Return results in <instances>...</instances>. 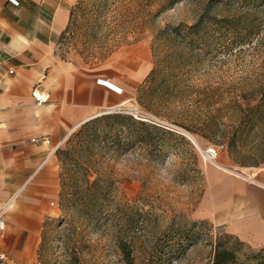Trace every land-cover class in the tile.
Listing matches in <instances>:
<instances>
[{"label": "rangeland", "instance_id": "rangeland-1", "mask_svg": "<svg viewBox=\"0 0 264 264\" xmlns=\"http://www.w3.org/2000/svg\"><path fill=\"white\" fill-rule=\"evenodd\" d=\"M60 44L65 59L120 79L123 109L151 130L106 120L71 144L67 195L61 179L42 256L43 229L25 264H128L127 242L136 264H213L220 245L238 264L261 255L206 220V197L210 170L264 167V0H79ZM212 146L227 169L203 159ZM87 177L86 205L76 193Z\"/></svg>", "mask_w": 264, "mask_h": 264}, {"label": "crops", "instance_id": "crops-1", "mask_svg": "<svg viewBox=\"0 0 264 264\" xmlns=\"http://www.w3.org/2000/svg\"><path fill=\"white\" fill-rule=\"evenodd\" d=\"M77 2L0 0V255L17 264L37 255L44 221L59 211L58 150L85 123L132 101L120 79L60 54ZM206 209V220L264 249V167L242 176L210 170Z\"/></svg>", "mask_w": 264, "mask_h": 264}, {"label": "trees", "instance_id": "trees-1", "mask_svg": "<svg viewBox=\"0 0 264 264\" xmlns=\"http://www.w3.org/2000/svg\"><path fill=\"white\" fill-rule=\"evenodd\" d=\"M73 18H74V7L72 9L70 25L68 26L67 30L64 32L62 39H63V37H65L67 31L70 29L72 22H73ZM124 115L125 114H123V113L110 114L109 116H105L103 118H95V119L85 123L77 132H75L69 138V140L65 143V145L61 149L58 150L57 156L60 160L62 169L65 165L66 157H69V155L71 154V152H70L71 144L79 138L87 140L90 137V135L88 133L89 129L96 126L97 124L101 123L102 121H106V120L111 121L112 120V121L118 123L116 125L123 123V125L128 126V128L130 130L138 131V133L140 135L145 134V133L146 134L150 133L151 127H148L146 122H143V121L136 122L130 118H127ZM157 130L159 131V129H157ZM124 134H126V133L124 132ZM127 141L128 142L125 143L126 147L129 146V144H130L129 143L130 139L128 137H127ZM61 179H62L61 198H64L67 195V192L65 191V183L63 182L64 181L63 173L61 174ZM86 183H87V185H90V180L88 177L86 178ZM94 184H96V182ZM93 186L94 185H92L90 188H86V189L78 191L76 193V195H78V199H81V201L86 203V205L88 203H91V201L96 199V192L93 191V188H94ZM73 195L75 196V194H73ZM53 222H55L53 219H49L44 224V234H43L44 236H43L41 250L39 253L40 257L42 256L43 249H44L46 242H47V233H45V232L49 229V227L53 224ZM237 241L240 245L244 244L241 241H239L238 239H237ZM122 247L124 248V250L126 252L128 264H136V258L134 256V252L128 251L126 249L128 247V242L123 244ZM259 252H261L263 254L264 249H262ZM262 254L261 255H255L253 257V261L250 264H264V257L262 256ZM238 263H239V258H238L237 251H235L233 249H229V248H224L221 245L218 247L213 264H238ZM0 264H2V263H0Z\"/></svg>", "mask_w": 264, "mask_h": 264}, {"label": "built area", "instance_id": "built-area-1", "mask_svg": "<svg viewBox=\"0 0 264 264\" xmlns=\"http://www.w3.org/2000/svg\"><path fill=\"white\" fill-rule=\"evenodd\" d=\"M2 63L0 62V65ZM35 97L38 100L39 105H43L44 103H46V99L44 97L38 96L37 93H35ZM125 113V114H130L133 115L136 119H138L139 121H147L146 119V114L140 111H136V114L133 112H128L125 109H119L116 111H111L110 113ZM43 141H48V139H44ZM38 142V141H36ZM223 149V147H215L212 146L210 148H207L206 150H204L203 152H201L203 159L205 160V162L207 163H211V164H216L217 160L219 158V154H220V150ZM53 206H55V204H53ZM58 207H60V205H58ZM6 230V221L4 219V215L3 213L0 214V236H2V234L4 233V231ZM5 258V256H2L0 261H3Z\"/></svg>", "mask_w": 264, "mask_h": 264}, {"label": "bare ground", "instance_id": "bare-ground-1", "mask_svg": "<svg viewBox=\"0 0 264 264\" xmlns=\"http://www.w3.org/2000/svg\"><path fill=\"white\" fill-rule=\"evenodd\" d=\"M187 137L190 139V140H192L193 142H195L196 143V140L188 133L187 134ZM196 145H197V143H196ZM217 166L219 167V168H221V169H227V168H225L224 166H222V165H220V164H218L217 163ZM237 175H239V176H242V174H240V173H236ZM245 176V175H244Z\"/></svg>", "mask_w": 264, "mask_h": 264}, {"label": "water", "instance_id": "water-1", "mask_svg": "<svg viewBox=\"0 0 264 264\" xmlns=\"http://www.w3.org/2000/svg\"><path fill=\"white\" fill-rule=\"evenodd\" d=\"M110 112H111V111H110ZM110 112H109V113H110Z\"/></svg>", "mask_w": 264, "mask_h": 264}]
</instances>
